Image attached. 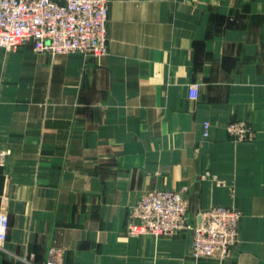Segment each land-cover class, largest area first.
Returning a JSON list of instances; mask_svg holds the SVG:
<instances>
[{
    "label": "crops",
    "instance_id": "0c3cea01",
    "mask_svg": "<svg viewBox=\"0 0 264 264\" xmlns=\"http://www.w3.org/2000/svg\"><path fill=\"white\" fill-rule=\"evenodd\" d=\"M107 27L92 59L0 47V264L50 248L64 264H264V0H110ZM234 119L252 141L230 139ZM181 187L185 228L128 235L142 192ZM213 204L242 212L238 242L192 258Z\"/></svg>",
    "mask_w": 264,
    "mask_h": 264
},
{
    "label": "built area",
    "instance_id": "2783aa9c",
    "mask_svg": "<svg viewBox=\"0 0 264 264\" xmlns=\"http://www.w3.org/2000/svg\"><path fill=\"white\" fill-rule=\"evenodd\" d=\"M110 0H0V47L12 51L30 43L36 52L81 53L86 59L108 52ZM197 86L189 95L195 98ZM226 130L235 141L250 139L253 131L244 121H232ZM209 124L203 122V135ZM8 153L1 152V156ZM188 208L183 194L174 189L142 192L130 207L127 233L131 236L174 235L187 226ZM238 213L228 207L213 206L199 214L192 227L191 254L225 257L237 236ZM9 229V219L0 212V251ZM24 264H33L23 258ZM43 264H64L61 250L50 248Z\"/></svg>",
    "mask_w": 264,
    "mask_h": 264
},
{
    "label": "rangeland",
    "instance_id": "374dc122",
    "mask_svg": "<svg viewBox=\"0 0 264 264\" xmlns=\"http://www.w3.org/2000/svg\"><path fill=\"white\" fill-rule=\"evenodd\" d=\"M16 49H17V48H16ZM16 49H15V50H16ZM232 121H244V122H246V124H248V125L250 126V128H251L252 131H253V135H252V137H251L250 139L241 140V141H235V140H233V139L229 136V134H228V132H227V130H226L228 136L230 137V139H231L233 142L252 141V140L255 138V131H254L253 127L251 126V124H250L248 121L243 120V119H234V120H230L229 122H232ZM204 122H205V121H204ZM207 122H208V121H207ZM229 122H228V123H229ZM228 123H227V124H228ZM208 124H209V122H208ZM227 124H226V126H225V129H226V127H227ZM202 125H203V124H202ZM209 127H210V125H209ZM208 135H209V132H208ZM208 135H207V136H208ZM203 136H204V135H203ZM207 136H204V137L206 138ZM207 175H208V173L204 174L202 177H207ZM219 186H224V187H226L227 190H228V192H229L230 194H233V192H234V185H232V184H229V185L219 184ZM170 189H171V188H170ZM174 190H177V191L181 192V193L183 194V196H184L186 202L188 203V201H187V199H186V197H185V188L181 187L180 189H174ZM213 206H223V207H228V208H231V209L235 210V211L238 213L237 236H236V240H235V243H234V245H233L231 251L225 256V257H228V256L231 255L232 251H233L234 248H235V245H236L237 242H238V233H239V227H238V226H239V221H240V219H241V217H242V212H241L236 206H234V205H226V204H213V205L209 206L207 209H209V208H211V207H213ZM207 209H205V210H207ZM178 233H179V232H178ZM178 233H177V234H178ZM128 235H129V234H128ZM144 235H149V236H150L151 234H144ZM174 235H176V234H174ZM129 236H131V235H129ZM137 236H142V235H137ZM151 236H154V235H151ZM167 236H173V235H167ZM154 237H155V238H158V237H162V236H154ZM189 253H190V256H191L192 258H195V257L191 254V248H190V250H189ZM225 257H223V258H225ZM199 258H202V257H199Z\"/></svg>",
    "mask_w": 264,
    "mask_h": 264
}]
</instances>
